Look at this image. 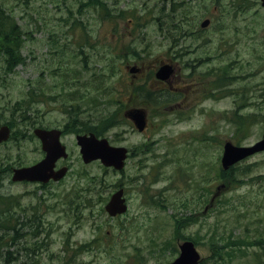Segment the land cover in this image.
Here are the masks:
<instances>
[{
    "label": "rangeland",
    "instance_id": "374dc122",
    "mask_svg": "<svg viewBox=\"0 0 264 264\" xmlns=\"http://www.w3.org/2000/svg\"><path fill=\"white\" fill-rule=\"evenodd\" d=\"M162 1L0 0L20 27L18 52L25 60L7 71L0 55V120L12 129L9 140L0 143V168L6 172L42 157L32 134L38 122L66 126L64 178L43 187L10 183L8 174L0 180V194L12 196L16 211L31 219L29 212H37L40 230L24 245L41 243L39 263L68 261L72 251L62 252L68 238L98 248L79 258L83 264H167L186 240L195 245L200 264H264V151L230 167L229 179L220 167L224 142L248 146L264 132L259 114L264 106L248 103L261 99L229 97L233 73L248 76L247 84L264 92V6L260 0H220L218 9L208 5L197 22L207 18L209 25L186 40L171 19H163ZM163 22L189 64L179 66L176 79L177 88L189 86L178 92L189 109H180L178 101L167 105L169 90L153 105L133 92L143 78L133 80L126 65L141 66L145 77L161 65L168 37ZM229 32L242 39L232 48L224 45ZM207 68L221 89L212 98L197 96L200 73ZM152 84L154 94L162 92L153 76ZM125 102L146 108L142 133L123 117ZM90 127L130 151L122 169L82 162L74 134ZM119 188L127 211L112 219L103 207Z\"/></svg>",
    "mask_w": 264,
    "mask_h": 264
},
{
    "label": "water",
    "instance_id": "95a60500",
    "mask_svg": "<svg viewBox=\"0 0 264 264\" xmlns=\"http://www.w3.org/2000/svg\"><path fill=\"white\" fill-rule=\"evenodd\" d=\"M264 6V0H262ZM135 68H131L130 72H136ZM171 71L168 67L162 66L156 72V78L164 80L170 75ZM140 110L128 111L125 115L129 117L139 131L145 126L144 115ZM34 134L40 138L42 150L45 153L44 158L38 163L13 169L11 180L13 182H38L45 184L50 179L53 181L60 180L66 173V168L54 171L55 162L59 158H66L65 148L59 143V134L57 130H34ZM9 137V129L7 126L0 127V142L6 141ZM76 141L80 147L81 157L84 163H89L99 159L103 165L112 166L114 169L120 170L123 167V160L126 157V149L121 147H111L106 139H98L93 134L77 136ZM264 150V133L262 139L251 147H236L230 142H226L223 146L221 157V166L223 170H227L230 166L238 161ZM123 191L119 189L115 191L109 201L105 205V211L110 216H116L125 212L126 205L122 198ZM179 255L168 264H198L200 256L194 245L190 241H184L178 245Z\"/></svg>",
    "mask_w": 264,
    "mask_h": 264
},
{
    "label": "trees",
    "instance_id": "16d2710c",
    "mask_svg": "<svg viewBox=\"0 0 264 264\" xmlns=\"http://www.w3.org/2000/svg\"><path fill=\"white\" fill-rule=\"evenodd\" d=\"M89 4L94 5V0H89ZM20 28L13 19L0 8V55L5 59L4 70L12 71L18 65H24L25 60L18 52L20 44ZM13 39V41H12ZM17 41L19 43H17ZM14 42H16L14 44ZM159 97L154 94L153 101ZM90 131L99 135L97 131ZM232 170L229 171L231 173ZM229 173L225 177L229 179ZM227 175V176H226ZM224 177V175H221ZM12 203V196L0 194V264H47L39 263L36 256L41 252V243L36 242L33 247L27 248L28 240H33L40 230L41 224L36 217L37 212H29L32 219L27 217L25 211H16ZM50 232V230H49ZM95 241H93V244ZM262 248L263 245H262ZM11 249V250H10ZM70 249L72 257L65 260L64 257L48 264H83L78 262L79 258L96 248L94 245L86 243L75 244L66 238L63 242L62 252L66 253Z\"/></svg>",
    "mask_w": 264,
    "mask_h": 264
},
{
    "label": "flooded vegetation",
    "instance_id": "af4514ba",
    "mask_svg": "<svg viewBox=\"0 0 264 264\" xmlns=\"http://www.w3.org/2000/svg\"><path fill=\"white\" fill-rule=\"evenodd\" d=\"M210 1V4L212 5V3L215 1V0H209ZM176 4V5H173V4ZM182 2L180 0V2L176 3L175 0H165V6H166V9L169 11V13L173 16V18L175 20L179 19L180 21H184L190 17H179V16H176V8L175 6H177L178 4L180 5ZM214 8H216L215 6H213ZM205 20H208V19H205ZM209 21V20H208ZM209 25V23L206 25V27ZM177 25L174 24V27H176ZM205 27V28H206ZM197 29V31L199 32V34H197L198 36L201 35L203 32H201L204 28H201L202 30L198 29V28H194V30ZM194 30L191 31V33L194 32ZM249 35V34H248ZM229 44L227 41H224V45L226 46H229V48H232L234 46H236L237 44H239L240 40L242 39H239V38H236L235 37V34L234 33H229ZM227 38H225V40H227ZM210 51H212V48L210 49ZM179 54V58L175 57L174 59H171V58H167L165 59V62L167 64H171L172 65V73L171 75L169 76V78L164 81V82H158L163 88L165 89H168L171 93H178V92H181V88H183V90H186V88H188L189 86L188 85H182L181 88H177L176 86V79H177V71L179 70V66L181 65V67H183L184 69L187 68L189 66L188 63L184 62L183 61V57L182 55H180V53L178 52ZM198 54V53H196ZM200 54V53H199ZM210 54H207L205 55L204 57L202 58H205L204 59V62L206 63V58L209 57ZM177 59V60H176ZM211 68H209L210 70ZM232 71V69H231ZM142 72H145L144 69L141 67L139 68V75H136L135 78H137L138 76H141L144 80V82L146 83L145 81V73L144 74H141ZM211 72V71H210ZM250 74V77H251V74H253L252 72L249 73ZM258 76V75H256ZM192 77V75H188L186 76L185 78L186 79H190ZM229 77L231 78H245L244 75H236V74H231ZM246 79L244 80H241L239 79L238 81H242L244 82ZM201 82V81H200ZM212 82H214V79H210L209 80V84H211ZM185 87V88H184ZM201 92V85L199 87V93ZM198 93V95H199ZM197 95V96H198ZM247 96H250V97H254L256 99H261V101L259 102H248V103H251V104H255V105H261L262 107L264 106V92L259 89V88H256L252 85H249V84H243V85H234L231 84L229 85V97L235 99H247ZM259 114H264V113H259ZM39 127H42V128H47V129H51L47 126H43V125H38ZM65 124H61V125H57L56 127L54 128H58L60 131H61V140L63 138V136H65ZM38 143L40 144V141L37 140ZM59 166H63V163H61L60 161H58L56 163V167H59Z\"/></svg>",
    "mask_w": 264,
    "mask_h": 264
},
{
    "label": "bare ground",
    "instance_id": "6f19581e",
    "mask_svg": "<svg viewBox=\"0 0 264 264\" xmlns=\"http://www.w3.org/2000/svg\"><path fill=\"white\" fill-rule=\"evenodd\" d=\"M187 51H190V50H187ZM187 51H186V52H187Z\"/></svg>",
    "mask_w": 264,
    "mask_h": 264
}]
</instances>
